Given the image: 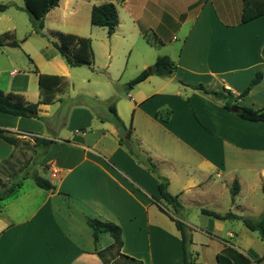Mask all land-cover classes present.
<instances>
[{
    "label": "crops",
    "instance_id": "0c3cea01",
    "mask_svg": "<svg viewBox=\"0 0 264 264\" xmlns=\"http://www.w3.org/2000/svg\"><path fill=\"white\" fill-rule=\"evenodd\" d=\"M246 1L59 0L58 6L44 16V29L63 18L69 28L81 31L63 34L88 39L87 28L90 33L95 29L106 31L91 26V8L112 3L118 25L110 36L109 58L119 38H123L127 47L141 40L156 50L152 59L168 56L173 61L176 69L171 76H149L125 93L118 88L116 91L122 72H105L104 89L93 96L102 109L107 104L101 102L118 97L114 100L117 116L126 127H131L133 141L168 180V192L178 196L182 213L193 207H218L228 195L231 207L226 213L244 217L246 210L252 211L245 190L261 189L264 185V123L242 120L192 88L203 85L208 90L224 89L237 96L260 72L262 80L238 104L264 110V16L242 23ZM9 6L16 10L22 7ZM174 30L178 37L171 35ZM12 31L14 28H7L5 32ZM55 38L51 43L58 42ZM17 42L18 47L5 43L0 46V91L22 95L28 103L40 102L34 70L42 75L64 77L68 85L50 105L39 106V118L0 113V129L20 134L21 138L28 135L53 141L41 155L40 169L36 171L42 177L39 173L47 170V179L54 186V191L49 192L34 183H22L0 201V264H102L95 254L92 230L85 218L119 226L124 255L143 264H181L179 232L158 207L164 203L158 200V180L119 144L110 113L106 109L107 113L95 117L88 109L74 108L59 122L64 129L58 130L56 138L47 135L48 126H41L40 119H51L61 99L74 93L68 92L72 68L48 42L36 54L39 64L34 58L39 70L33 68L28 55L29 65L15 53L21 50L23 41ZM167 42L170 47L177 44L175 49L167 50L169 54L164 52ZM90 46L93 51L91 41ZM149 52L150 56L136 68L138 74L151 65L148 59L152 51ZM41 65L50 70H43ZM93 65L94 52L90 68ZM16 149L0 139V162L14 155ZM234 182L238 192L232 203ZM214 220L215 232L223 227L234 228L218 225L228 221L241 223L240 232L249 231L238 220ZM228 237L232 238L231 234ZM216 242L209 241L215 246L213 255L225 253L233 264L252 263L264 255V251L256 252L249 246L242 250L231 241ZM194 258L196 263H216L205 261L201 254Z\"/></svg>",
    "mask_w": 264,
    "mask_h": 264
},
{
    "label": "trees",
    "instance_id": "16d2710c",
    "mask_svg": "<svg viewBox=\"0 0 264 264\" xmlns=\"http://www.w3.org/2000/svg\"><path fill=\"white\" fill-rule=\"evenodd\" d=\"M125 0H120L124 2ZM24 6L19 8L27 13L31 29L36 34H41L43 30V20L46 13L58 6L59 0H23ZM8 6L0 5V11H4ZM260 16H264V0H247L244 4L241 22L246 23ZM90 24L91 26L105 28L107 36H111L116 26L118 25L117 10L114 4L104 3L98 6H93L90 12ZM58 42L53 43L60 57L70 68L87 66L90 67L93 62V51L88 39H81L76 36L63 34L60 32L54 33ZM8 47H18L19 43L14 39V35L10 32H4L0 35V46L4 45ZM176 69L175 64L168 56H160L156 59L154 64L144 70H142L135 78L126 84L127 88L145 81L149 76L169 77ZM34 73L38 77V85L40 87L42 100L38 103H28L22 95L14 93H4L0 91V113L7 114L14 117L30 118L34 115L38 117V108L41 105H50L53 102L54 97L63 92L67 87V81L61 76H47L38 74L36 70ZM262 80V74L257 72L247 87L237 96L233 95L228 90L212 91L208 90L203 85H196L192 87L194 90L201 92L202 94L212 98L214 101L219 102L222 107L230 112L235 108L236 114L240 119L249 122H261L264 123V110H256L252 107L242 106L238 104V100L247 96L250 90L256 86ZM231 98V102L228 99ZM107 106L111 114V121L118 130L119 144L123 145L128 154L139 164L143 165L147 171L153 174L158 180V193L159 199L168 206H170L176 215L182 213V206L178 200V196H173L168 192V180L161 176L156 166L151 162L150 158L146 157L140 150L138 144L133 141L131 134V127H126L121 119L117 116L114 101L110 99L107 101ZM20 134L12 133L4 129H0V139L7 144L17 148L22 141L19 137ZM32 147L39 149L41 155H44L53 141L37 136L30 137ZM14 155H11L8 159L0 162L1 172L11 168L10 160ZM9 167V168H8ZM30 178L36 187L53 192L54 186L52 183L39 176L37 171L27 174L21 180L0 195V201L10 196L15 190L21 187L22 181ZM261 191L264 192V185L261 187ZM238 192L237 183L234 182L231 188V202L234 201V196ZM161 212L165 211L158 204ZM203 215L212 217L217 220H238L251 232H256L259 239L264 242V213H262L257 219H250L245 217H239L233 213H226L224 215L218 214L213 211L205 209L201 210ZM167 215V214H166ZM168 216V215H167ZM168 218L174 223L176 230L179 232L181 247H182V262L181 264H201L196 263L195 258L189 251L191 245V236L188 233V227L180 219H175L168 216ZM85 224L92 230V237L94 244H97L98 234L105 233L110 236L112 243L106 249H98L95 247V254L100 259L102 264H143L141 261L132 258L130 256L121 253L122 248V231L121 228L111 222H103L97 219L85 218ZM264 261V255L261 258L254 260L248 264H260ZM215 264H233L232 259L225 253H218L215 256Z\"/></svg>",
    "mask_w": 264,
    "mask_h": 264
},
{
    "label": "rangeland",
    "instance_id": "374dc122",
    "mask_svg": "<svg viewBox=\"0 0 264 264\" xmlns=\"http://www.w3.org/2000/svg\"><path fill=\"white\" fill-rule=\"evenodd\" d=\"M13 4H17L22 7L24 6L23 0H0V5L8 6L3 12H0V15L3 14V16L0 18V34L5 32L7 28H14L15 31H12V33L14 34L15 39L20 42L23 41L21 44L22 46L20 47L21 50L15 53H18L17 55L20 56L21 61L27 65H29V60L27 58L28 55L33 61V68L36 67L39 70L36 63L34 62V58H36L39 64L40 60L36 54L41 50V47L45 42H48L50 46L53 45L51 42H54L56 39L53 35L54 32L59 31L68 34L81 32L79 29L75 31L69 28L68 23L62 18L53 27H50L48 24L45 29L43 28L41 34H36L31 29L27 13L20 10L19 8V10H16L15 8L9 6ZM85 32V34H87L86 38L91 41L93 46L94 65L91 68L86 66L72 68L70 70L72 71L71 77L68 78V81L71 85L68 92L69 94L72 92L74 93L70 94V98L61 99L59 104H57L58 110L51 119H40L39 124L41 126H45V124L48 126L46 134L52 138H56L58 130L64 129V127L59 126V122L61 123V120L64 119L74 108L88 109L95 114V117L102 116L107 112L110 113L108 106L107 108L105 107V109H102V107L100 108L98 98L93 96V94L95 95L104 89L106 84V78L104 76L105 72H109L111 75L119 70L122 72L123 77L122 80L117 84L118 86H116V91L118 88V91L122 89V91H124L123 93H125L128 92L129 89L126 87V84L137 76L138 71H136V68H139L141 60H144L147 58V56H150L149 51H152L153 53H151V57L148 59L149 61L151 60L150 66L154 64L155 59L157 58L156 57L152 59L153 56L155 57L156 50H151V48L148 45H145L141 40L134 41L132 46L127 47L125 46L126 39L123 38H119V43L116 47V50H112L113 55L109 58L107 55L111 49V46L110 37L107 36V32L105 30L95 29L91 31L92 33H90L89 28H87V31ZM172 34L176 35L177 37L179 36L178 32L175 30L171 33V35ZM166 44L167 45L164 48V52L167 54H169L167 51L169 48L175 49L177 47L176 43H174L172 47L168 45V42ZM26 50L30 51L31 53H26ZM41 68H44L43 65H41ZM43 70L49 71L50 69L44 68ZM82 80H84V82H82ZM124 80L125 82L126 80L128 81L125 84H122ZM117 98L118 97H115L113 101ZM229 102H231V100H229ZM101 103L106 105L107 101ZM109 116L111 117V114ZM21 139L27 144H23V142L19 144L13 159L10 160L9 165L11 168L8 167L9 169L3 172L0 170V195L3 194L10 186L21 182L22 178L27 176V174L32 173L38 168L40 169L41 151L32 147V142L28 135H26L25 138L22 137ZM39 174H41L45 179L49 178L50 176L47 170L44 172L42 171ZM22 183L25 186H28L32 184L33 181L30 178H27L23 180ZM173 190L174 189L170 191L174 192ZM244 193L247 194L250 204L249 207L252 206V211L246 210V213L243 215L244 217L250 219H257L262 213H264V192H262L261 189H246ZM161 205L168 216L175 219H180L183 223L185 221V223L191 224L192 227L189 226L188 228V233L191 236V245L189 246V251L193 257H196L197 254H201L205 261L208 260V262H212L213 260L214 262L215 256L213 254L215 246L209 243V241H213L215 239L217 241L216 243H221L222 240L227 242L231 241L237 244V246L242 250H246V248L249 246L256 252L264 251V242H262L255 233L249 232L247 230H245V232H240L242 226L239 222H218L219 226L234 225V228L223 227L219 228V230L215 232V230H213L212 224L215 223L216 220H214L212 217L203 216L201 214L202 209L193 207L189 211H185L180 215H176L170 206L165 203H161ZM230 207L231 204L229 196L225 195L224 200H221L218 207L207 205L205 208H207L209 211L223 214L228 212ZM208 222H210V224H208ZM229 234H231L233 239L228 237ZM109 243H112L110 236L105 233H99L97 240L98 246L97 244L94 245L96 248L106 249L110 245Z\"/></svg>",
    "mask_w": 264,
    "mask_h": 264
},
{
    "label": "water",
    "instance_id": "95a60500",
    "mask_svg": "<svg viewBox=\"0 0 264 264\" xmlns=\"http://www.w3.org/2000/svg\"><path fill=\"white\" fill-rule=\"evenodd\" d=\"M232 112H236V109H235V108H233V109H232ZM33 116H34V115H33Z\"/></svg>",
    "mask_w": 264,
    "mask_h": 264
}]
</instances>
